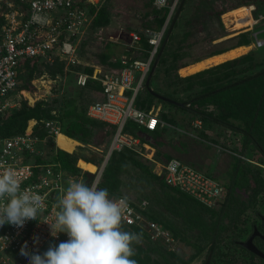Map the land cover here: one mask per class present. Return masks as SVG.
<instances>
[{"label":"trees","instance_id":"obj_1","mask_svg":"<svg viewBox=\"0 0 264 264\" xmlns=\"http://www.w3.org/2000/svg\"><path fill=\"white\" fill-rule=\"evenodd\" d=\"M173 1L170 0V4ZM108 4L109 2L103 5L99 11L92 10V13L95 14L92 25L94 31L112 25L113 19ZM152 4L153 0L150 1L149 7ZM241 7L246 6L242 4L230 11ZM230 11L217 13L218 18ZM169 12V9L163 11L154 9L150 13L155 17V22L153 25L149 24V27L157 30L162 29ZM257 30L255 29V31ZM192 34L188 33L186 38L177 46L174 43V35L171 36L150 85L155 93L177 102L179 106L157 99L146 87L144 92L137 97L136 107L139 110L149 111L157 104H167L172 109L178 110V112L191 114V120L201 121L205 128L219 126L239 134L244 137L240 154L244 155L249 149L253 148L261 155L264 162V68H262L264 61L258 62L255 52L252 51L237 59L182 78L178 72L185 66L184 60L191 57L193 45H187L186 43ZM252 36V31L241 33L232 39L236 42L234 46L226 48L217 46L215 50L210 52L209 56L219 55L230 49L243 46L249 47L254 44ZM85 46L86 42L82 45V49ZM142 46L145 50L150 49L146 39L143 40ZM146 56V54L142 55V57ZM100 57L102 59L101 64L105 67L119 68L121 66L120 64H112L111 57L105 53H102ZM32 64L28 62L25 65L29 72L26 80L27 84L20 85L19 89L24 90L30 87L34 74L38 70L36 69L37 65L33 66ZM65 67H67V62L58 59L54 65L47 68L52 78H61L65 74ZM258 68L262 69L257 70ZM68 69L71 72H85L90 75L94 70L92 67H85L84 65H74L68 67ZM70 71L69 73L73 74ZM160 71L164 72L166 86L175 87L176 90L181 89L185 93H192L199 89L198 93L189 96V99L184 101L162 94L157 90L156 83ZM79 88V96L83 95L85 91H101L100 84L93 81H89L86 87ZM87 111L88 107H81L75 98L68 102L63 101V104L59 107H53L44 101L38 102L33 107L24 103L20 109L13 111L11 115L0 118V139L24 135L29 122L32 120H36L38 123L34 133L41 140L47 138L45 123L48 121L57 122L63 135L84 145L95 146L97 135L104 132L106 128H109L106 133L112 135L113 138L115 128L89 118ZM167 114L166 112L162 113V121L167 126L175 127V118H169ZM167 130V127H164L155 132H149L133 122H129L125 128L126 133L140 137L143 142L155 147L163 145L162 142ZM201 132L200 135L206 137L204 135L205 130L203 129ZM50 158L49 164L56 165L71 175H78L82 172L77 167L80 157L76 153L69 154L59 151L51 155ZM172 158L170 155H161L159 151L157 152V159L160 161H169ZM36 162L37 164H44L40 158ZM95 169L97 172V167ZM229 175L230 181L224 184L223 201L219 207L209 208L189 195L168 186L162 177H158L154 173L152 163L146 161L136 152L124 149L120 152H114L110 156L98 187L107 189L110 198L119 199L126 197L124 188L132 190L135 186L142 199L139 202H134L127 198L129 203L145 218L155 222L161 229L169 231L178 242L180 241L187 247L194 248V253L186 259L180 251L173 252L161 243L152 242L143 229L137 226H128L122 222L123 230L137 233L142 238L141 243L133 245L135 255L131 258L135 259L137 264H193L205 253V261L212 253L211 264H215L219 253L223 254L221 248L227 239L226 235L232 232L235 236V230H237L239 222L244 221V215L248 211L255 210L258 202L264 208V203L259 201V197L264 193L262 167L244 164L239 158L235 157ZM88 176V184L90 185L95 181L96 175L88 173ZM138 184L139 187L137 188ZM238 189H243L248 198L243 199L240 197L237 194ZM143 203H146L145 207L142 206ZM192 234L196 236L194 241L190 239ZM230 242V246L237 247L235 237L230 239Z\"/></svg>","mask_w":264,"mask_h":264},{"label":"built area","instance_id":"obj_2","mask_svg":"<svg viewBox=\"0 0 264 264\" xmlns=\"http://www.w3.org/2000/svg\"><path fill=\"white\" fill-rule=\"evenodd\" d=\"M106 1L0 0V118L18 110L23 102V95L27 96L19 87L22 71L28 62L54 64L59 59L67 62V68L85 65L82 63L81 51L90 32L103 41L125 40L129 54L117 60L121 68L105 71L99 66H92L94 70L91 75L70 71L76 75L78 87H86L89 81L101 86L102 100L94 102L88 108L87 116L115 128L106 161L108 162L114 152L124 149L136 152L154 165V173L162 177L168 186L189 195L209 208L219 207L224 199L225 188L218 179L176 157L169 161L158 160V150L155 146L125 132L129 122L149 132H155L167 125L161 119L162 113L166 112L161 106L155 105L149 111H144L136 107V101L146 88L147 79L181 0H174L172 4L170 0H153V7L156 10L170 11L162 29L146 27L129 33L121 30L117 36L109 37L106 36V28L97 31L92 29L95 17L92 10L99 11ZM254 10L255 8L251 7V18ZM253 21L254 26L264 22V12ZM144 39L150 45L149 50L142 46ZM254 39L256 48L264 47V39H260L259 34H255ZM143 54L147 56L142 57ZM43 81L49 84V91L52 90L53 81L46 82V76L43 77ZM30 106L34 104L30 103ZM32 121L29 122L24 135L0 139L2 165L0 172L8 167L13 168L21 180L22 189L32 188L44 196L47 207L43 217H48L52 213L56 197L64 188L63 173L53 164L27 163L25 157L40 156L38 146L47 139L57 138L62 133L57 122L48 121L45 123L47 138L41 140L34 133L38 123L36 120ZM194 127L201 128L202 122L196 121ZM105 165L96 174L97 186ZM127 203L131 213L128 220L123 221L126 225L143 229L152 242L161 243L170 251H177L178 241L169 231L161 229L155 222L145 218L128 200ZM142 206L145 207L146 203ZM43 222L44 219L38 216L37 221H26L23 227L9 224L0 227V264H28L27 258L20 254L25 242L28 251L43 254L50 245H58L68 239L64 233L59 234L58 238L52 237L49 225Z\"/></svg>","mask_w":264,"mask_h":264},{"label":"rangeland","instance_id":"obj_3","mask_svg":"<svg viewBox=\"0 0 264 264\" xmlns=\"http://www.w3.org/2000/svg\"><path fill=\"white\" fill-rule=\"evenodd\" d=\"M150 0H111L108 4V8L112 14L113 23L109 26L112 36H117L120 32V29H125L126 33L133 31L134 29H140L146 23V17L140 19L139 16L148 13L152 7H149ZM242 4H245L246 7H254L255 10L252 12V18L257 20L259 16L264 12V0H187V3L184 7V16L180 19L179 28L176 30L177 40L178 41L180 32L184 27V21L192 20L193 25H195L196 31L195 35L200 41L207 44L198 45L194 48V55H201L203 53L209 52L212 49V45L208 43L212 38H219L224 35H229L233 32L231 26L227 25L223 16L218 18L217 13L223 11H230L233 8L239 7ZM198 13V14H196ZM143 24V26H142ZM254 25V24H253ZM256 29L257 31L264 30V22L260 23ZM200 29V30H199ZM246 29V28H245ZM242 29V30H245ZM256 31V32H257ZM253 41L255 42L254 35L252 36ZM260 39H264V35L259 34ZM235 42L225 45L233 46ZM220 48V46H218ZM226 48V47H224ZM255 52L256 59L258 62L264 61V47L256 48L253 46L248 52ZM106 52V41H103L98 36L90 35L87 38L86 46L81 51L82 63L85 67H92L101 64V54ZM247 55V54H246ZM33 66L37 65L38 69L34 74V79L30 84V90L20 89V91H25L27 96L23 95V102L30 105H36L38 102L44 101L48 102L53 107H59L63 104V101H70L74 98L81 107H90L98 97H96L95 92L85 91L83 95L79 96L80 88L76 83V75L70 74L69 69L65 67V74L60 79L52 78L48 66L54 64L37 62L33 63ZM264 68V66L262 67ZM262 68H258L260 70ZM157 72V70H156ZM29 72L25 67L22 71L21 86L27 84L26 80L28 78ZM46 76V82L48 80L53 81L52 90L49 91V84L43 83V77ZM56 81V82H55ZM35 84H34V83ZM157 90L162 94H166L174 97V99L179 101L188 100L189 96L198 93L199 89L195 90L192 93H185L181 89L176 90L175 87L170 88L166 86L164 82V72L160 71L156 80ZM36 85V86H35ZM31 92V93H30ZM22 94V93H21ZM31 94V95H29ZM30 98V99H29ZM27 99V100H26ZM161 106L163 111H166L169 118H175V127H167V132L163 140V145L156 147L161 155H170L176 157L182 162L194 166L198 170L210 174L213 177L217 178L223 185L230 181L229 171L232 170V164L235 161V157L239 158L244 164H253L263 168L264 175V162L261 155L253 148L249 149L246 154L241 155L240 151L242 150L244 144V137L225 130L219 126L204 127L202 123L201 128H195L194 123L196 121L191 120V114L178 112V110L172 109L167 104H157ZM20 107V108H21ZM33 107V106H32ZM19 108V109H20ZM29 126V125H28ZM205 130L204 136L200 135ZM112 135L99 133L96 138L95 146L101 147L104 145L107 149L109 143L111 142ZM101 145V146H100ZM87 146V145H85ZM94 146V145H93ZM103 151L102 155L107 156L109 150ZM94 153L93 151L91 152ZM97 157L98 154L96 155ZM103 158V159H104ZM105 160V159H104ZM105 165L103 172L106 168ZM96 179V178H95ZM101 180V179H100ZM131 180V179H130ZM137 184V183H136ZM139 184L137 185V188ZM148 192V191H147ZM149 193V192H148ZM237 194L243 199H247L248 195L243 189H238ZM124 195L129 198L131 201L139 202L142 198L141 194L134 188L131 190L129 188H124ZM154 195V194H153ZM259 201L264 203V193L259 197ZM262 204L258 202V206L255 210L248 211L244 215V221L239 222L237 230H235V236L232 232H229L226 235V240L222 245V255L216 257L215 264H259L257 259L251 257L249 254L240 251L238 247L230 246V239L235 237L237 239L238 232L242 231V236H245V233L249 231V225L252 224L254 219H256L257 211H261ZM257 209V210H256ZM180 222V220H179ZM195 235V234H194ZM193 234L190 236L192 241L195 240ZM244 235V236H243ZM177 251H180L186 259H188L193 253L194 248L187 247L186 245L177 242ZM206 259V253L198 258L193 264H203ZM254 262V263H253Z\"/></svg>","mask_w":264,"mask_h":264},{"label":"clouds","instance_id":"obj_4","mask_svg":"<svg viewBox=\"0 0 264 264\" xmlns=\"http://www.w3.org/2000/svg\"><path fill=\"white\" fill-rule=\"evenodd\" d=\"M65 183L51 215L43 217L45 197L32 188L22 189L13 168L0 172V227H23L26 221H37L41 216L52 237L58 238L61 233L68 237L50 245L43 254L28 251L25 242L20 254L28 264H137L131 258L135 255L133 245L141 243L142 238L122 229V222L131 213L127 197L110 198L108 190L99 188L95 181L89 185L71 175Z\"/></svg>","mask_w":264,"mask_h":264},{"label":"crops","instance_id":"obj_5","mask_svg":"<svg viewBox=\"0 0 264 264\" xmlns=\"http://www.w3.org/2000/svg\"><path fill=\"white\" fill-rule=\"evenodd\" d=\"M110 1L111 0H107L106 1V4L108 2H110ZM151 7H152V9L148 13H145L144 15L139 16L140 19H144L146 17V23L144 24V26L142 24L143 27H141L140 29H134L133 31L142 30V29H145L146 27H149V24H152V25L154 24L155 17L153 15H151L152 13H150V12H152L155 8L153 7V4H152ZM184 11L185 10L183 9V11L181 13V16L179 18L182 19V17L184 16ZM230 12H228L227 14H229ZM227 14H225V15H227ZM224 16H223V18H224ZM183 24H184V27H183L182 31L180 32V35L181 36L179 37V39H178L177 42L175 41V40H177L176 39L177 38V36H176L177 35L176 30L179 28L180 19H178V21H177V27L176 28L174 27V30H173V34L172 35H174V43H175L176 46L177 45H180V42H182L186 38V36H187L188 33H193V34L188 38L187 43H186L187 45H194V48H196L198 45H203V44L205 45V44H207V43L203 42V40L201 42L200 39H198L196 37L195 32H194V31H196V28H195V25H193L192 20L189 19L187 21H184ZM227 25H229V26L232 27L231 29L233 31H231V32H233V33H231L229 35L221 36L219 38H214L213 37L212 38L213 41H211V43L209 42L208 44L209 45H212V47L214 49H212L209 52L203 53L201 55H194L193 54L194 53V48L191 50V57H189L186 60H184L185 66L183 68H181L179 70V72H178V74H179L180 77L186 78V77L195 75V74H197L199 72H202V71L207 70L209 68H212L214 66L223 64V63H225L227 61H231V60L237 59V58H239L241 56H244V55L248 54L249 51H247L246 53H244L243 55H241L239 57L226 58V59H224L223 61H221L219 63L209 64L205 68L200 69V70H198L196 72L188 73L185 76L181 75V70H187V69L195 68V67H197V66H199L201 64H204V63L209 62L210 60H214V59H218V58H221V57H225V56L231 54L233 51L238 50V49H241V48H249V49L253 48L254 44L251 45V46H249V47L243 46V47H239V48H235V49H230L227 52H224V53L219 54V55L209 56L210 52H212L213 50H215L217 46H220V48H224V47H228V46H225V45H229V44L235 42V41H232V39L236 38L241 33L248 32V31H252L253 32V35H255V34H262V35H264V30H260V31H257L256 32L255 29L257 27H255L254 25H251V26L247 27L246 29L244 28L245 30H242V29H238V30L237 29H234V25H232L231 23L230 24H227ZM121 30L125 31V29H123V28H121L120 31ZM90 35L91 36L92 35L95 36V34L93 32H90L89 33V36ZM106 36H108V37L109 36H112L111 35V31L109 30V28H106ZM124 41L125 40L115 41L113 39H111L110 41H108V40L106 41V52H105V54L106 55H109L111 57V63L114 64V65L115 64H118L119 65L120 62L117 63L118 62L117 60H119L121 57L129 54V52H128L126 46H125V42ZM235 44H236V42H235ZM235 44H233V46ZM229 47H232V46H229ZM96 66H99V67L103 68V70H105V71H108V70H111V69H117V68H109V67H105V66L103 67V65H96ZM119 68H121V66ZM154 87L156 88V85H154ZM95 94H96V97H98V100H102V96H101L100 92L96 91ZM98 100H96V101H98ZM31 123L33 124L34 121H32ZM108 129L109 128H106L105 131L102 132V133L107 134L106 131H108ZM60 135H63V134H60ZM59 136L57 138L53 139V140L52 139H50V140L47 139L46 141H44L43 143H41L38 146V151H39V155L40 156H29V155H27L25 157V162L34 164L40 158L42 160V162H44L45 164H49L50 163L49 162V159H51L50 158L51 155H53V154H55V153H57L59 151H63V152L69 153V154L76 153L80 157V160L77 163V167L79 169H81L82 172L80 174H78V175H71L68 172L61 170L62 173H63V187H66V183L65 182L67 180V177L70 176V175L71 176H75L77 178H82L86 183H88V177H89L88 176V173L93 174V175H96L99 172V170L101 169V167H103L105 165V162L107 160V156H105V158H104V156L102 154L105 153L103 151V149L105 150L106 147L104 145H102V146L100 145L101 147H99V146H93V145H87V146H85L81 142H79L77 140H74V139H71V138H69V137H67V136L64 135V137H66L67 139L69 138L70 140L77 142V145L74 146L75 149L73 148L72 151H68V150L62 148L59 145V143H58ZM112 139H111V142L109 143V145H108V147H107V149L105 151H108L109 150L110 145L112 143ZM92 151L94 152L93 154L91 153ZM97 154L100 157H97L96 156ZM103 158L105 160H103ZM80 161H82L83 163L87 164L91 168V170H85V169L80 168L79 167V162ZM90 164L93 165V166H95V167H97V172H96L95 167H92ZM92 170H95V171H92Z\"/></svg>","mask_w":264,"mask_h":264},{"label":"bare ground","instance_id":"obj_6","mask_svg":"<svg viewBox=\"0 0 264 264\" xmlns=\"http://www.w3.org/2000/svg\"><path fill=\"white\" fill-rule=\"evenodd\" d=\"M224 20L227 24L231 23L232 25H234V29H237V30L247 28V27L254 24V21L251 18V8H249V7H241L237 10L231 11L229 14L224 16ZM249 50H250L249 48H241V49L235 50L231 54H229L225 57L210 60L209 62L201 64V65H199L195 68H192V69L181 70V75L185 76L188 73L196 72L200 69L205 68L209 64L219 63L226 58L239 57ZM58 143L62 148L66 149L68 151H72L74 146L77 145V142L72 141L69 138L67 139L66 137H64V135L59 136ZM79 167L82 169H85V170H91V168L87 164L83 163L82 161L79 162ZM92 171H95V170H92Z\"/></svg>","mask_w":264,"mask_h":264},{"label":"flooded vegetation","instance_id":"obj_7","mask_svg":"<svg viewBox=\"0 0 264 264\" xmlns=\"http://www.w3.org/2000/svg\"><path fill=\"white\" fill-rule=\"evenodd\" d=\"M263 210L258 211L256 214V219H254L253 223L249 225V231L245 233L244 237L242 236V231L238 232V236L236 239V246L240 249V251H244V253L249 254L252 257H255L259 264H264V259L254 254L251 250L247 249L245 246L249 243V241L252 239V246L257 248L260 253L264 255V208ZM206 261H204L203 264H205ZM212 263V262H211Z\"/></svg>","mask_w":264,"mask_h":264},{"label":"water","instance_id":"obj_8","mask_svg":"<svg viewBox=\"0 0 264 264\" xmlns=\"http://www.w3.org/2000/svg\"><path fill=\"white\" fill-rule=\"evenodd\" d=\"M186 2H187V0H181V1H180V4H179V6H178V8H177V10H176L175 16H174V18H173V20H172V23H171V25H170V27H169V29H168V31H167V34H166V36H165V39H164L163 44H162V46H161V49H160V51H159V53H158V56H157V58H156V60H155V62H154V65H153V67H152L151 73H150V75H149V77H148V79H147V82H146V87L148 88V91H149L154 97H156L157 99H159V100H161V101H164V102H166V103H169V104H171V105H174V106H179V104H178L177 102L171 100V99H168V98H166V97H164V96H162V95H159V94L155 93L154 90L151 89L150 85H151L152 78L154 77V75H155V73H156V70H157V68H158V66H159L160 60H161V58H162V55H163V53H164V51H165V49H166V46H167V44H168V42H169V40H170V38H171V36H172V34H173L174 27H175V25H176V23H177L179 17L181 16V13H182L184 7H185ZM106 162H107V161H106ZM252 245H253V244H252V239H251V240L249 241V243L246 244L245 247H246L247 249L251 250L252 252H254V254L259 255V256H261V257L264 259V255H263L262 253H260L259 250H257V248H255V247L252 246ZM212 256H213V254L211 253V254L209 255V257L207 258L205 264H211Z\"/></svg>","mask_w":264,"mask_h":264}]
</instances>
